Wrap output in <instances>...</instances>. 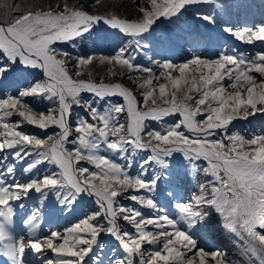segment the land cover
Here are the masks:
<instances>
[{"label":"snow or ice","instance_id":"snow-or-ice-1","mask_svg":"<svg viewBox=\"0 0 264 264\" xmlns=\"http://www.w3.org/2000/svg\"><path fill=\"white\" fill-rule=\"evenodd\" d=\"M121 6L0 0V264H264V130H232L264 118V51L223 47L264 43V19L222 22L210 58L198 28L156 32L185 14L215 28L221 0ZM178 40L180 63L163 54ZM46 216L74 222L45 233ZM220 227L242 259L208 249Z\"/></svg>","mask_w":264,"mask_h":264},{"label":"rangeland","instance_id":"rangeland-1","mask_svg":"<svg viewBox=\"0 0 264 264\" xmlns=\"http://www.w3.org/2000/svg\"><path fill=\"white\" fill-rule=\"evenodd\" d=\"M238 5L236 7H234V11L235 12H231L229 13V18L227 16H225L223 14V16L218 15V20L221 21L220 25L218 24L215 28H213L214 26H204L205 22H196L194 23L192 20H190V18L188 17L187 14H185L183 17H181V22L179 23V26H175L173 27V25H170L174 30L178 31L181 34H177V35H182L183 31L182 29H184L185 27H187L186 29L189 28H198L201 32L205 33L206 36L211 35L212 37H215V33L219 31V27L222 28L224 25L222 22H227V23H234L235 27H243L242 25H238L237 24H243V22L246 21H254L252 16L256 15L254 13L248 14V12H250L248 8L244 7V3L245 1L242 0H238ZM25 0H15V3H24ZM42 3H53L54 0H41ZM111 0H106V3H110ZM120 4L122 5L121 7H118L116 10L124 16H127L129 14H134L135 12V8L134 7H129L132 4V0H120ZM230 3H228L226 6V9L230 6ZM232 9V8H231ZM103 11V9H102ZM202 11L212 14L214 11V6H204ZM220 11V10H219ZM256 21V20H255ZM182 25V27H181ZM170 26H168V24H165L163 26H161V29H157L156 35L160 36L162 34H165L168 30H170ZM163 28V30H162ZM211 32V33H209ZM174 33V32H173ZM230 39V38H229ZM233 42L230 45H226L224 46L225 48H227L229 51H231L232 49H236L238 51V53H243L246 57L251 58L252 56L255 55V53L257 51H264V43L261 42H256L254 45H247V44H243L241 42L235 41L234 39H232ZM212 40L209 41L207 39L201 41L200 46L198 49H196V54H200L201 51H204L205 49H212ZM185 49V50H184ZM175 51H184V52H188L189 53V57L190 58L194 53H193V48L189 47L183 40H178L177 41V47L172 50V51H166L163 54L164 55H168V54H173V52ZM209 51V50H208ZM100 54H107V52H102V53H97V55ZM149 55H151V52L149 53ZM211 58V57H210ZM212 58H215L214 56ZM157 59H159V57H157ZM142 62L147 64L148 61L146 60V58H142ZM182 62V60H179L176 63H180ZM104 73V69L101 66H98L96 69V76L97 79L99 80ZM125 83L126 86L129 87H133L132 83L130 81L127 80H123L120 81ZM37 110H41V111H46L45 107L43 104L38 106ZM78 111H82L80 109H78ZM20 118L18 116H13L11 118V120L14 122L16 120H19ZM234 127L232 128L233 131H240L243 134L249 135L253 132H260L262 130H264V118L262 117H257L256 119H250L249 121H244V120H237L234 121ZM24 131H28V132H32L34 134H37L41 137H44L45 133L39 129H35L33 126H29V125H25L23 128ZM51 132V130H49V133ZM83 163V162H82ZM133 175H135V172L132 173ZM181 194H183V188H181ZM34 202L36 203V201L34 200ZM122 203H126L131 205L133 202L131 201H127V200H123L121 201ZM28 209H31L33 207V204L28 203ZM176 211V210H175ZM23 215L22 212H20V210L17 208V216H21ZM50 216H46V218H48ZM54 220L58 221L57 224H51V223H43L42 224V231L44 230H49L50 228L53 230H61L63 231V229L65 227L70 226L69 222H74L71 220V217H68L67 220H65L64 218H57L55 216ZM63 220V222H61ZM50 222H53L52 220ZM23 227V224L21 223L20 225L17 226V233L20 232V229ZM107 240V237L104 238V240H102L101 242H105ZM145 247L147 248L148 246L145 245ZM51 255V254H49Z\"/></svg>","mask_w":264,"mask_h":264},{"label":"water","instance_id":"water-1","mask_svg":"<svg viewBox=\"0 0 264 264\" xmlns=\"http://www.w3.org/2000/svg\"><path fill=\"white\" fill-rule=\"evenodd\" d=\"M242 1H245L244 3V7L245 8H248L250 9L248 12V14H251V13H254L256 15L255 16H252L253 20H256V21H259L261 19H264V16L261 15L262 12H264V0H242ZM231 3L232 5L234 4V7H236L238 5V0H221V3L222 4H228V3ZM233 7V8H234ZM235 12L234 9H232L230 12L228 11V13L226 12L224 15L227 16L229 18V13L231 12ZM216 12L218 13L219 10H216ZM253 23L250 22V21H246V22H243V24H237L238 25H242V26H245L246 24L247 25H251ZM231 25H235L234 23H230ZM233 40L231 39H228L227 43L223 44V47L226 46V45H230L232 44ZM212 49H205L204 51H201L200 54H204L206 52V55L207 57H213V53L215 52L216 50V47H217V41L215 40V38L213 37L212 39ZM185 50V49H184ZM209 50V51H208ZM168 56H170V58L174 61V62H178L179 60H183L187 57H189V53L188 52H184V51H175L173 52V54H168ZM169 213L170 215H172L173 217H176L177 216V213L175 211L174 208H169ZM45 219L47 220V222H43L42 221V224L43 223H53V224H57L58 221H55L54 220V217L53 216H50L49 218H46ZM53 221V222H50V221ZM72 220V218H71ZM63 222V220L61 221ZM43 232H48V230H44ZM228 237H233V235L229 232H227L226 230H224L222 227L219 228V231L217 233L216 236H214L212 238V240H210L208 243H207V247L209 250H215V249H219L221 251H226V248H225V239L228 238ZM237 241H238V238H237ZM238 246L241 245L240 242H237ZM241 250H239L237 253L239 254ZM228 253V252H227ZM229 257L231 258V255L228 253ZM29 260H31V257L28 258Z\"/></svg>","mask_w":264,"mask_h":264},{"label":"bare ground","instance_id":"bare-ground-1","mask_svg":"<svg viewBox=\"0 0 264 264\" xmlns=\"http://www.w3.org/2000/svg\"><path fill=\"white\" fill-rule=\"evenodd\" d=\"M260 1V0H258ZM230 3V2H229ZM226 5V4H225ZM230 6L226 9V7L223 9V11H219L217 14L223 16L224 13H228V11L230 12L233 7L234 4L232 5L231 3L229 4ZM232 8V9H231ZM233 12V11H232ZM182 27V25H181ZM184 29H182L183 31ZM49 218V217H48ZM233 235V234H232ZM237 242H240L241 245L238 246ZM225 248L226 251L231 255V258H235V259H242V257L237 253L239 250L242 249V241L238 240L237 238L233 235V237H228L225 239Z\"/></svg>","mask_w":264,"mask_h":264},{"label":"trees","instance_id":"trees-1","mask_svg":"<svg viewBox=\"0 0 264 264\" xmlns=\"http://www.w3.org/2000/svg\"><path fill=\"white\" fill-rule=\"evenodd\" d=\"M168 26H170L169 24H168ZM173 27H174V25H173ZM170 30L172 31V32H174V33H177V34H181V33H179L178 31H176V30H174L171 26H170ZM187 27H185L184 28V30L186 29ZM161 29V28H160ZM162 30H163V28H162Z\"/></svg>","mask_w":264,"mask_h":264},{"label":"flooded vegetation","instance_id":"flooded-vegetation-1","mask_svg":"<svg viewBox=\"0 0 264 264\" xmlns=\"http://www.w3.org/2000/svg\"><path fill=\"white\" fill-rule=\"evenodd\" d=\"M26 203L28 204V203H30V204H34L35 202H34V200H29V201H26ZM19 215H21V214H19ZM17 228V227H16ZM16 231H17V229H15Z\"/></svg>","mask_w":264,"mask_h":264}]
</instances>
